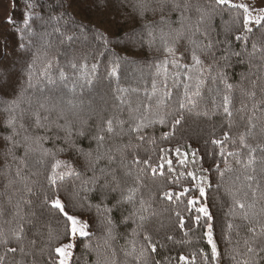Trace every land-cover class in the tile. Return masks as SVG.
I'll return each mask as SVG.
<instances>
[{"label":"trees","instance_id":"trees-1","mask_svg":"<svg viewBox=\"0 0 264 264\" xmlns=\"http://www.w3.org/2000/svg\"><path fill=\"white\" fill-rule=\"evenodd\" d=\"M27 2L15 0L13 6V0H10L9 16L15 24H8L6 20L0 23V85H3L0 87V226L7 232L9 227L23 224L24 244L32 252L27 257L18 252L15 259L23 258L27 264H33V261L35 264H48L49 233L55 247L58 246L55 237L65 228L62 215L42 206L45 193L49 197L56 194L48 189L45 179L50 165L38 163L43 150H50L80 174L78 177H66L59 185V195L69 214L89 224L87 231L90 235L77 239L69 264H144L143 258L137 257L141 246L146 245L143 240L145 232L152 236L154 243L159 242L157 253L149 258L150 264L152 261L183 264L179 260L180 255L189 260L194 257L195 264H206L204 255H207V264H211V247L203 236L205 225L203 221L199 226L195 223L197 213L194 208L188 210L191 206L187 205V200L190 198L206 203L213 216V239L220 254L217 264H242L245 259H250L252 264H264V258L244 254L243 240L250 238L246 234L247 222L238 209L230 214L232 198L226 191L237 176L240 181L235 186L240 187L246 171L236 163L237 159L243 161L247 156V150L240 147L239 135L247 131L249 118L257 125V134L260 126H264V110L254 113V106L264 104V28L255 30L246 43L236 41V21L237 18L242 19V10L215 7L214 0H63V7L60 6L62 0H32L36 7L29 21L34 33L30 35L27 31H20L25 28L23 19ZM69 3L71 7L67 6ZM173 3H180L182 7L173 10ZM185 3L187 8L183 7ZM142 6L147 9L143 15ZM65 11L67 17L57 22L55 17ZM69 18L75 23L67 22ZM80 24L84 25L83 29ZM226 26H230L232 31L226 32ZM57 27L61 29L59 33L55 31ZM97 31L107 36L110 41L107 47L97 40ZM205 32L207 36L203 35ZM163 33L168 34L165 37L167 46L174 48V54L164 51ZM21 35L24 36V48L19 47ZM209 42L213 44L210 52H202L196 47ZM253 42L261 51L254 52ZM194 49L201 56L202 65L200 71L191 73L193 78L187 80L184 76L187 69L175 66L174 61L191 65ZM237 52L239 56L233 54ZM48 61L53 63L52 74L56 82L49 84L42 80L38 83L36 77ZM72 63H76L75 69L71 67ZM93 64L97 65L94 74ZM30 65L35 74L33 83L36 84L32 89H28ZM61 70L66 76L63 81L59 79ZM113 70L114 76L110 75ZM221 71L227 83L233 86L230 91L218 76ZM214 76L217 79L213 80ZM89 78L92 84L87 83ZM197 79L202 81L198 89ZM185 83L190 86L189 95L197 90L199 95L193 96L195 106L188 105L181 111L179 102L184 98ZM168 91L171 92L170 98L165 95ZM252 92L254 97L249 95ZM225 95L230 99L231 117L223 110ZM14 101L19 106L10 112L8 109ZM38 102L48 108L55 105L65 109L62 119L57 121L58 111H53L50 119L60 124L68 122L76 146L85 152L91 151L93 161L97 154L109 149H112L113 161L109 162L104 156L96 161L93 170L88 159L64 143L63 131L55 126L48 131L36 128L33 113L38 110ZM42 114L48 115L43 111ZM11 115L17 118L16 129L19 132L15 139L20 141V146L13 153L16 159L7 154L8 144L4 139L12 132L6 126ZM145 116L149 122L138 132H133L132 128ZM181 116V124L173 129V119ZM161 117L164 123L160 122ZM108 120L112 121L113 132H101V129H106ZM81 130L85 133L82 137L76 135ZM169 132L171 135L165 137L164 133ZM224 132L229 133L230 139L224 142L227 151L221 157L219 146L213 145L212 140H222ZM25 135L31 136L33 141L37 137L44 139L38 143L29 142L26 146L23 141ZM98 135L105 137L104 147L99 149V153L97 141L93 139ZM141 136L144 139L138 138ZM257 142L258 139H248L253 146ZM26 147L34 150L26 155ZM60 148L65 151H57ZM227 152L240 154L228 156ZM135 157L141 161L149 160L150 166L134 164ZM20 159L25 160L26 167L19 164ZM168 160L172 161L171 172L167 170ZM225 160L231 171H225ZM122 163L126 167H122ZM162 164L163 175L159 168ZM217 165L220 171H217ZM18 168L23 177L29 178V183L36 181L34 194L27 196L31 203L21 204L23 221L14 216L17 201L24 195V181L16 176ZM151 168H157V173L153 174ZM101 169H116L126 184L117 191L111 190L114 187L111 184L102 188L103 179L93 184L92 179L101 175ZM247 171L250 173L251 169ZM126 172L131 175L125 177ZM188 172L197 179L188 176ZM201 176L207 178V184L203 185L205 197H200L195 187ZM127 187L138 189L134 202L118 205L122 190L124 195L128 194L124 190ZM185 187L190 191L179 201L175 197L169 201L162 196V192L169 189L181 192ZM261 191H264V181H261ZM141 200L146 211H138ZM88 205H91L90 209ZM177 212L184 217L183 229ZM140 215L146 219L141 221ZM28 220L32 223H27ZM230 222L234 228L229 234L227 225ZM141 224L144 227H140ZM236 226H239V235ZM169 235L174 239L169 241ZM33 239L36 240L34 248L29 244ZM4 247L0 244V254H3ZM237 251L244 255H236ZM12 259V254H9L5 264H10Z\"/></svg>","mask_w":264,"mask_h":264},{"label":"snow or ice","instance_id":"snow-or-ice-1","mask_svg":"<svg viewBox=\"0 0 264 264\" xmlns=\"http://www.w3.org/2000/svg\"><path fill=\"white\" fill-rule=\"evenodd\" d=\"M15 4V0H13V6ZM63 7V0L60 5ZM68 7H71V3L67 5ZM214 6L220 7V6H227L229 10L231 9H237L242 10V19L237 18V25L238 30L236 31L234 39L236 41H244L245 43L250 39V35L254 34L255 30H258L260 28H264V7L260 8L259 11H256L254 7H249V5L245 3H234L233 0H214ZM36 5L32 2V0H28L26 3V11L24 13V19L23 23L25 25L24 29H21V33L27 31L30 35H33L31 26L29 24V21L32 19V16L34 13V8ZM182 5L180 3H173V10L180 9ZM184 8H187L188 5L185 3L183 5ZM147 9L143 6L141 7V15H143L144 11ZM161 10H163V3L161 4ZM215 10V9H213ZM198 11H202L201 9H198ZM67 12H62L59 16L55 17L57 22H59L62 19H65L67 17ZM204 15L201 16V22L203 21ZM163 19V18H162ZM6 22L8 24H15V21L9 16L6 18ZM69 23H75L74 20L71 18L68 19ZM79 27L81 29L84 28L83 24H80ZM56 32H60L61 29L59 27L55 28ZM196 31H199V28L196 29ZM226 32L232 31V28L230 26L225 27ZM167 33H163L161 35V39L164 40L165 47L164 51L169 54H174V48L167 46V40L165 37L167 36ZM203 35L207 36V33H203ZM96 38L99 41H102L107 47V45L110 43L107 36L104 33H101L97 31ZM21 43L19 44L20 48H24L25 45L22 42L24 39V36L21 35ZM71 39V37H69ZM195 43V41H193ZM197 48L200 49L202 52H210L213 48V44L211 42L204 44V45H197ZM252 48L255 51H261V49L258 47L257 43H252ZM236 56H239L240 53H233ZM191 60L192 64H180L178 61H174V65L183 69H187L184 76L185 79L191 80L193 77L191 73L200 71V66L202 65L201 56L197 53V51L194 49L191 54ZM167 63V61H165ZM31 65L29 66L30 71L28 74V89H32L36 87V84L33 83L34 73L31 71ZM71 67L75 69L77 67L76 63H72ZM97 65H92V71L93 74L95 73ZM159 68V65L157 66ZM53 69V63L52 61H48L47 64L44 66V70L39 73V76L36 77L37 82H42V80H47L49 84H54L56 82V79L54 78L52 74ZM110 75L114 76L116 75L115 70H113ZM218 76L222 83H224V86L227 90L232 89V85L227 83L224 73L221 71L218 73ZM2 79V77H0ZM59 79L61 81L66 79L65 73L63 70L59 72ZM217 79V77H213V80ZM88 84H92V79H87ZM202 83L199 79H197V89L199 88V85ZM0 87H3V85H0ZM189 84H184V98L181 99L179 102V110L183 111L187 108L188 105L195 106V100L193 99V96H198L199 91L193 92L191 95H189ZM155 82H153V89L155 92ZM165 95L169 98L171 97V92H165ZM250 96H255V93H249ZM151 98V97H150ZM160 103H163V100L160 101ZM69 104H71V101H69ZM230 99L228 95H225L223 97V110L224 113H226L229 117H231L232 113L229 109ZM19 105L14 101L13 105L8 109V111L13 112L16 107ZM43 112H47L48 115H43ZM257 110H264V104H261L259 106H254V113ZM53 111H58L59 115L57 117V121L59 119L63 118V114L65 109L61 106H53L51 108L46 107L44 103L38 102V110L33 113L34 120H35V127L36 128H42L45 129V131H48L51 129L52 126H55L57 129L63 131L65 133L64 137V143L68 145L69 149L75 150L79 152L81 155H83L88 161L92 164L93 170L95 169V163L96 161H99L100 159L104 158V156H107V159L109 162H112L114 157L111 155L112 149H109L107 152L102 154H97L95 157V161H93V153L91 151L85 152L83 148H78L76 146L75 141L72 139L73 132L70 124L68 122H65L64 124H60L57 121H53L50 119L51 113ZM204 115H207V113H203ZM182 116L179 118H174L172 121V127L175 129L177 125L181 124ZM146 122L148 121L147 116L142 117L140 121L135 125V127L132 128L133 132H138L142 127L145 126ZM160 122L164 123L163 117L160 118ZM16 123L17 118L15 115H11L10 118L6 121V126L11 128L12 132L10 135L4 137L5 141L8 144V147L6 149V152L8 155H13L14 150L20 146V141L16 140L15 137L19 135V132L16 129ZM21 128L24 127L23 124L20 125ZM257 125L253 123L252 118H249L248 122V128L245 133H241L239 135V144L241 149L247 150V156L246 158L241 161L240 159L236 160V163L241 165L246 171L245 175L243 177V182L241 183L240 187H236V182L240 181V177L237 176L235 178V181L232 182V185H230L226 191L228 195L232 198V206L229 209L230 214H234L235 210H240L241 217L244 221L247 222L246 226V234L250 238H246L243 240V244L245 247V253L244 254H253L255 257L264 258L261 254H264V191H261V181H264V126H260L259 133L256 132ZM107 131L108 133L113 132V124L111 120L107 121L106 129H101V132ZM78 136H84L85 133L81 130L76 133ZM171 133H164L165 137L170 136ZM139 139H144L142 136L138 137ZM258 139V142L255 144V146L248 143V139ZM44 139V137H37L35 141H33V138L31 136L25 135L23 137V141L25 145H29V142H39V140ZM97 141V151L99 153V149L104 147V135H98L96 137H93ZM230 139V135L228 132H224L223 139H213L212 144L219 146L220 152L219 155L223 157L226 153L225 148V141H228ZM235 143V141H233ZM34 149H31L30 147H26V155L28 151H31ZM57 151L62 152L65 151V149L60 148ZM117 151H120V149H117ZM163 151V150H162ZM177 153H179V149L176 150ZM257 153H259V158L257 157ZM238 152H227L228 156H236L239 155ZM193 155H195V152H193ZM44 158H50V159H44ZM13 159H16V157L13 155ZM226 168L225 171H231V167L228 166L227 160L224 161ZM38 163L41 164H48L50 167L48 168L46 172L45 179L47 181L48 189L54 191L56 194L52 197H49L47 193L44 195V200L42 202V206L50 208V210H55L59 215H62L65 220V228L63 230L62 234H58L55 237V240L57 241L58 246L53 247L52 246V236L51 233H49V243L47 245L49 251L47 252L48 255V264H69V259L72 256V250L76 246V242L78 238L82 237H88L90 233L87 231L89 228V224L87 221H81L77 216L71 215L66 211V205L64 202H62L61 197L59 195V185L62 183L66 177L71 176H79L80 174L76 172V170L73 168V166L66 162L62 161L57 158L56 152H52L50 150H43L42 152V159L38 161ZM134 164L139 165L140 163H143L145 165L150 166L149 160L141 161L138 157H135ZM168 164V171H172V161L168 160L166 161ZM180 163H184V161H180ZM19 164L23 166H27L24 159L19 160ZM259 164V169H257V165ZM122 167H126L123 163L121 164ZM159 168L161 169L160 174L163 175V168L164 165H160ZM251 169V172L249 173L247 170ZM151 171L153 174L157 173V168H151ZM206 171V170H205ZM217 171H220L219 165H217ZM221 177H223L224 172L222 171ZM33 176L36 175V173H32ZM130 172H126L124 174L125 177L130 176ZM182 175V174H181ZM188 176L193 177V179H197L193 175L192 172L187 173ZM16 176L20 178L21 181H24V187H23V193L20 197V200L17 201L16 208L17 212L14 213V216H19L20 220H25V217L20 215V212L22 211L21 204H30L31 201L27 199V196H30L34 194V187L36 185V181L28 182L29 178L23 177L21 175V169L18 168L16 171ZM101 179L104 180V184L101 186L102 188H108L109 185H114V187L111 188L112 191H117V189H121L122 184H126V180L123 177H119L117 175V170L112 169L111 171H105L104 169H101V175L100 176H94L92 179V183L96 184ZM200 183H197L195 185L196 188L199 190V196L205 197V187L203 185L207 184V178L204 176L199 177ZM12 183V182H10ZM87 183V182H85ZM136 183L139 184V179L136 180ZM127 191V195L123 194V190L121 192L122 199L117 201V204L121 203H133L135 193L138 191L136 187H127L124 189ZM190 189L185 187L183 191L181 192H173L171 189L162 192V196L169 201L175 199L177 201L180 200V198L184 195H186ZM11 202V198H10ZM141 209L138 211H146V209H143L144 201L141 200ZM187 205L191 206L189 207V211L194 208L195 212L197 213L194 217L195 223L199 226L201 224V221H203V224L205 225V231L203 233V236L207 240V244L211 247V264H217L219 253L217 250V244L215 240L213 239V216L209 211V208L206 203H201L199 199H188ZM196 205H199L198 207ZM259 206V207H258ZM88 208H91V205H88ZM110 211V210H107ZM135 214V213H134ZM34 215V214H33ZM176 216L179 218V224L180 227L183 229L185 221L184 217L180 215L179 212L176 213ZM139 219L141 221H144L146 219L145 216L140 215ZM27 223H32L31 220L26 221ZM11 223V222H9ZM109 224H111V220H109ZM140 227H144L143 224L140 225ZM234 228L233 223H228L227 229L228 233L230 234L231 231ZM237 228V235H239V226H236ZM39 235H42V233H38ZM185 235L187 236L188 233L185 232ZM167 239L169 241L173 240L174 238L169 235L167 236ZM226 239H229V243H231V240L229 236L226 235ZM25 240V228L23 224H19L16 227H9L7 232H5V229L0 226V244H3L4 250L3 254H0V264H5L9 254H12L13 259L10 261V264H27V261L25 259L17 260L15 259V254L20 253L22 257H27L32 255V252L28 250L24 244ZM143 240L146 242V245L141 246L139 250V256L137 259L143 258L144 264H150V256L151 254L157 253V247L158 243H154L152 241V236L145 232L143 235ZM239 243V241L237 242ZM15 244L16 246H12ZM29 244L32 248L36 245V240L33 239L29 241ZM85 247H88V245H85ZM133 251H135V244H133ZM41 252H44V249H41ZM131 254V253H129ZM203 254V253H202ZM240 252H236V255H244ZM235 258V257H234ZM204 259L208 261L207 255H204ZM179 260L183 262V264H195L194 257L189 260L188 257H185L184 255L179 256ZM33 264H35V261H33ZM151 264H161L160 261H152ZM242 264H252V261L250 259H245L242 261Z\"/></svg>","mask_w":264,"mask_h":264},{"label":"rangeland","instance_id":"rangeland-1","mask_svg":"<svg viewBox=\"0 0 264 264\" xmlns=\"http://www.w3.org/2000/svg\"><path fill=\"white\" fill-rule=\"evenodd\" d=\"M234 3H245L249 7H254L257 10L264 7V0H233ZM10 0H0V23L5 21L9 17L10 13ZM1 44H0V56H1ZM71 258V257H70ZM70 261V259H69Z\"/></svg>","mask_w":264,"mask_h":264}]
</instances>
